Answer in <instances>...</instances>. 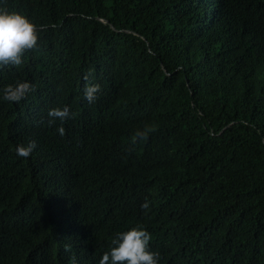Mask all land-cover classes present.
<instances>
[{
    "label": "trees",
    "instance_id": "trees-1",
    "mask_svg": "<svg viewBox=\"0 0 264 264\" xmlns=\"http://www.w3.org/2000/svg\"><path fill=\"white\" fill-rule=\"evenodd\" d=\"M0 6L40 37L0 70V264H99L136 226L159 264H264V0ZM18 81L36 90L5 101Z\"/></svg>",
    "mask_w": 264,
    "mask_h": 264
},
{
    "label": "clouds",
    "instance_id": "clouds-1",
    "mask_svg": "<svg viewBox=\"0 0 264 264\" xmlns=\"http://www.w3.org/2000/svg\"><path fill=\"white\" fill-rule=\"evenodd\" d=\"M39 30L27 16L18 12H9L6 7L0 6V70L5 67L20 68L24 63L25 54L29 51L38 50ZM93 79V73L85 76L86 81ZM35 87L28 81H18L15 84L3 88V99L12 103H19L26 99L29 93L34 92ZM84 98L93 103L97 94L101 91L99 83H86ZM71 110L63 108H52L48 111V126L52 127L57 121L61 126L57 128L60 136L65 135L63 123L71 118ZM154 131L152 126H145L137 130L132 137V143L137 140L146 141ZM37 147L35 141L27 144H19L16 147V154L21 158H28ZM142 208L148 209L146 201ZM151 234L141 226L132 227L130 230L121 232L113 240V247L110 252H105L99 264H159V252L150 250Z\"/></svg>",
    "mask_w": 264,
    "mask_h": 264
}]
</instances>
